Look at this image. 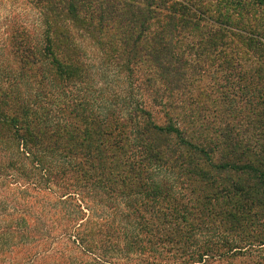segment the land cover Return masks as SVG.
Listing matches in <instances>:
<instances>
[{
	"label": "trees",
	"instance_id": "trees-1",
	"mask_svg": "<svg viewBox=\"0 0 264 264\" xmlns=\"http://www.w3.org/2000/svg\"><path fill=\"white\" fill-rule=\"evenodd\" d=\"M23 1L36 21L0 36V178L18 189L0 205V254L262 251L264 44L242 57L243 0Z\"/></svg>",
	"mask_w": 264,
	"mask_h": 264
},
{
	"label": "rangeland",
	"instance_id": "rangeland-1",
	"mask_svg": "<svg viewBox=\"0 0 264 264\" xmlns=\"http://www.w3.org/2000/svg\"><path fill=\"white\" fill-rule=\"evenodd\" d=\"M260 1V2H259ZM231 0H211L208 1V4H212L218 8H224V6H230ZM237 6V11H241V19L239 17L236 22V27L239 30L245 31L242 35L245 39H241L240 48H242V57L247 59L249 56L254 57L255 47L247 53L248 43L250 40L257 43V48L264 44V2L261 0H243L240 5ZM35 10L33 7L26 3L23 0H0V36L4 34L3 29L9 24L12 20H21L26 22L27 24L34 23L36 21L34 16ZM251 34V35H249ZM259 41V42H257ZM17 188L14 185L10 184L9 181L5 182V179L0 178V205L3 207L7 202L10 201V198L17 197ZM21 190L19 191L18 195L20 194ZM46 202L39 204L40 208L45 209ZM5 209L0 206V213ZM39 212V209L36 208ZM5 249L6 246L3 245ZM2 249V248H1ZM262 251L260 249H255L253 252H247L245 255H239L236 259L229 261L228 263L223 264H264V246L262 247ZM6 250V249H5ZM29 252V251H28ZM74 252V253H73ZM72 252L73 257L76 258V264H95L92 261L91 256L86 254L77 253L76 250ZM65 248L61 247L55 248L54 250H48L47 253L42 255V257L38 258L37 260L34 259L36 264H69L68 261H65ZM17 248L13 249V253L9 254H0V264H22V260H17ZM171 255L167 253V257L169 258ZM171 259V258H169ZM33 260V259H32ZM30 261V263L32 262ZM171 262H173L171 260ZM260 262V263H259ZM29 264V263H28ZM121 264H124L122 262ZM134 264V263H132ZM171 264V263H170ZM214 264H220L219 261L214 262Z\"/></svg>",
	"mask_w": 264,
	"mask_h": 264
}]
</instances>
